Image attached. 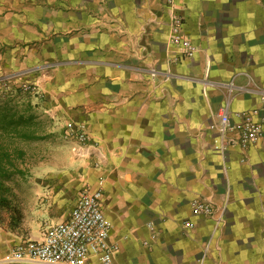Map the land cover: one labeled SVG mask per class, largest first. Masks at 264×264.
<instances>
[{
  "label": "crops",
  "instance_id": "crops-1",
  "mask_svg": "<svg viewBox=\"0 0 264 264\" xmlns=\"http://www.w3.org/2000/svg\"><path fill=\"white\" fill-rule=\"evenodd\" d=\"M166 3L0 0L2 77L38 83L44 111L91 137L32 222H62L100 184L113 264H264V122L245 151L216 149L224 105L264 118V0H181L184 58Z\"/></svg>",
  "mask_w": 264,
  "mask_h": 264
},
{
  "label": "built area",
  "instance_id": "built-area-1",
  "mask_svg": "<svg viewBox=\"0 0 264 264\" xmlns=\"http://www.w3.org/2000/svg\"><path fill=\"white\" fill-rule=\"evenodd\" d=\"M166 6L170 9V41L182 44L181 56L189 57L195 46L182 33L184 18L180 11L181 0H167ZM257 115V111L242 112L237 114L238 121H232L228 105H224L216 124L219 132L217 151L223 153L232 146L245 151L254 144L262 135L264 122L263 117L255 119ZM65 129V134L74 137L77 142L73 150L83 156L89 154L91 137L85 125L70 121ZM103 197L100 184L84 186L65 220L47 225L38 238L16 243L3 261L20 264H113L118 243L111 238L112 223L105 214ZM191 209L196 216L215 218L217 225L224 222L223 208L215 210L210 202L195 199L191 202ZM148 229L154 230L152 225Z\"/></svg>",
  "mask_w": 264,
  "mask_h": 264
},
{
  "label": "rangeland",
  "instance_id": "rangeland-1",
  "mask_svg": "<svg viewBox=\"0 0 264 264\" xmlns=\"http://www.w3.org/2000/svg\"><path fill=\"white\" fill-rule=\"evenodd\" d=\"M2 76L0 73V104L11 99L9 96L16 102V90H27L34 114L42 120L39 126L30 128V139H16L13 134L6 136L0 131L1 140L11 143L10 150L0 159V264H12L3 261L11 247L38 238L46 228L47 225H34L32 221L38 220V211L63 185L61 171L78 166L87 155L73 150L77 146L75 138L65 134L61 120L44 111L42 102L46 99L38 83H31L25 76Z\"/></svg>",
  "mask_w": 264,
  "mask_h": 264
},
{
  "label": "trees",
  "instance_id": "trees-1",
  "mask_svg": "<svg viewBox=\"0 0 264 264\" xmlns=\"http://www.w3.org/2000/svg\"><path fill=\"white\" fill-rule=\"evenodd\" d=\"M15 96L18 98L16 102L9 96L11 99L0 104V131L6 133V136L13 134L16 139H30L33 137L30 128L33 125L39 126L42 120L35 116L27 90L19 88ZM10 144L2 141L0 136V159L10 150Z\"/></svg>",
  "mask_w": 264,
  "mask_h": 264
}]
</instances>
